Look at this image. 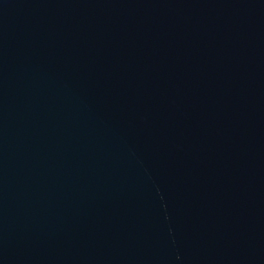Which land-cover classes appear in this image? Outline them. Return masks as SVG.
I'll list each match as a JSON object with an SVG mask.
<instances>
[{
  "label": "water",
  "instance_id": "95a60500",
  "mask_svg": "<svg viewBox=\"0 0 264 264\" xmlns=\"http://www.w3.org/2000/svg\"><path fill=\"white\" fill-rule=\"evenodd\" d=\"M0 264H264V0H0Z\"/></svg>",
  "mask_w": 264,
  "mask_h": 264
}]
</instances>
